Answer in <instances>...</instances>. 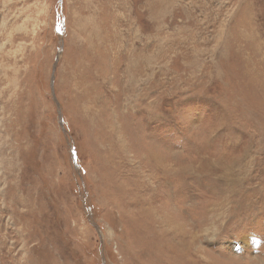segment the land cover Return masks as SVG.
Masks as SVG:
<instances>
[{
    "label": "rangeland",
    "instance_id": "1",
    "mask_svg": "<svg viewBox=\"0 0 264 264\" xmlns=\"http://www.w3.org/2000/svg\"><path fill=\"white\" fill-rule=\"evenodd\" d=\"M0 264H264V0H0Z\"/></svg>",
    "mask_w": 264,
    "mask_h": 264
}]
</instances>
